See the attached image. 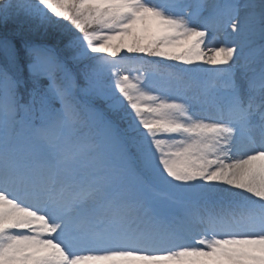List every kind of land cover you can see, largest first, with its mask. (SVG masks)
Instances as JSON below:
<instances>
[{
	"label": "snow or ice",
	"instance_id": "snow-or-ice-1",
	"mask_svg": "<svg viewBox=\"0 0 264 264\" xmlns=\"http://www.w3.org/2000/svg\"><path fill=\"white\" fill-rule=\"evenodd\" d=\"M0 264H264V0H0Z\"/></svg>",
	"mask_w": 264,
	"mask_h": 264
},
{
	"label": "trees",
	"instance_id": "trees-1",
	"mask_svg": "<svg viewBox=\"0 0 264 264\" xmlns=\"http://www.w3.org/2000/svg\"><path fill=\"white\" fill-rule=\"evenodd\" d=\"M10 25L12 26V22L11 21L9 22L8 27H10Z\"/></svg>",
	"mask_w": 264,
	"mask_h": 264
},
{
	"label": "rangeland",
	"instance_id": "rangeland-1",
	"mask_svg": "<svg viewBox=\"0 0 264 264\" xmlns=\"http://www.w3.org/2000/svg\"><path fill=\"white\" fill-rule=\"evenodd\" d=\"M11 27H15V24H14V23H12V26L10 25V28H11Z\"/></svg>",
	"mask_w": 264,
	"mask_h": 264
}]
</instances>
